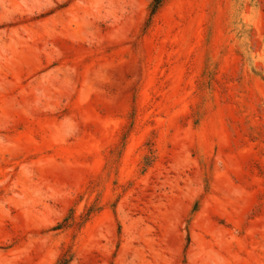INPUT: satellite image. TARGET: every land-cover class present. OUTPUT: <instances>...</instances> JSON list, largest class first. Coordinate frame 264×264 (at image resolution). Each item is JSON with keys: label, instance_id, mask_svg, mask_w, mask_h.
Returning a JSON list of instances; mask_svg holds the SVG:
<instances>
[{"label": "rangeland", "instance_id": "obj_1", "mask_svg": "<svg viewBox=\"0 0 264 264\" xmlns=\"http://www.w3.org/2000/svg\"><path fill=\"white\" fill-rule=\"evenodd\" d=\"M62 257L264 264V0H0V264Z\"/></svg>", "mask_w": 264, "mask_h": 264}, {"label": "trees", "instance_id": "obj_2", "mask_svg": "<svg viewBox=\"0 0 264 264\" xmlns=\"http://www.w3.org/2000/svg\"><path fill=\"white\" fill-rule=\"evenodd\" d=\"M159 2H160V1H156V5H155V7L153 8V12H154V11L156 10V8L158 7ZM69 262H70V259H67L66 257H62V258H60V259L56 262V264H69Z\"/></svg>", "mask_w": 264, "mask_h": 264}]
</instances>
